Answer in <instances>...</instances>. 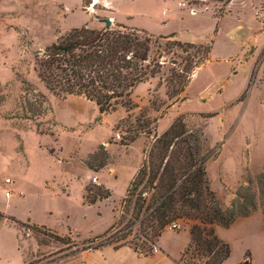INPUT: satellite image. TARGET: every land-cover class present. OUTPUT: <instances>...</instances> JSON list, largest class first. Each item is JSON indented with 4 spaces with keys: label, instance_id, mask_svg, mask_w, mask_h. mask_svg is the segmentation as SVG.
<instances>
[{
    "label": "rangeland",
    "instance_id": "rangeland-1",
    "mask_svg": "<svg viewBox=\"0 0 264 264\" xmlns=\"http://www.w3.org/2000/svg\"><path fill=\"white\" fill-rule=\"evenodd\" d=\"M93 1L0 0V214L6 217H0V264H83L84 259L91 264H172L180 258L188 234L168 228L161 235L168 250L165 261L109 246L80 253L89 240L105 238L138 166L178 115L189 129L202 132L203 152L209 155L206 172L223 206L264 166V0ZM104 18L112 19L111 26L145 30L153 40L175 34L173 39L181 41L211 42L209 60L181 72L186 53L162 51L157 40L150 57L160 60V72L136 86L131 99L137 106L130 110L117 106L99 113L83 96L48 91L34 72V54L73 27L105 26ZM173 72L187 76L188 85L169 98L166 78ZM23 79L31 85L28 99L38 100V92L47 99L45 111L34 119L21 108ZM133 134L136 139L124 148L121 142ZM103 141L112 156V171L107 173V165L99 173L105 186L96 177L88 179L92 172L84 163ZM6 177L12 182L4 183ZM84 185L93 191L107 187L111 197L84 204ZM176 222L180 227L175 230L192 223ZM30 223L40 227L34 230ZM245 239L252 252L243 253L242 241L235 239L222 264H239L244 256L243 264L248 255L254 264H264V227L256 225ZM192 260L204 264V258Z\"/></svg>",
    "mask_w": 264,
    "mask_h": 264
},
{
    "label": "trees",
    "instance_id": "trees-1",
    "mask_svg": "<svg viewBox=\"0 0 264 264\" xmlns=\"http://www.w3.org/2000/svg\"><path fill=\"white\" fill-rule=\"evenodd\" d=\"M210 1L228 3L230 0ZM174 36L153 40L145 30L121 24L107 28L73 27L34 54V72L51 93L83 96L94 103L99 113L115 111L117 106L130 110L137 106L131 99L136 86L160 72V60L150 57L151 47L157 40H162V44H157L162 51L179 49L186 53L181 72L185 68L190 73L209 60L211 42L193 43L173 39ZM166 84V95L173 98L184 92L188 78L173 72L166 78ZM171 84L172 92L168 90ZM30 86L27 80H22L21 108L26 118L34 119L45 111L47 99L41 92L37 93L38 100L28 99ZM135 139L136 134L129 135L121 144L129 145ZM208 157L203 152L202 132L189 129L178 115L155 138L147 159L126 189L119 217L102 234L101 238H105L98 243L89 240L82 250L106 245L117 250L129 246L138 255L149 256L166 227L177 220H189L192 222L188 228L189 242L176 264H195L192 259L201 258L204 264H222L231 249L216 234L215 225L229 227L238 217L248 216L260 207L264 226V166L254 178L239 184L229 204L223 206L206 172ZM108 160L109 154L100 144L85 163L98 171ZM84 191L85 204H94L111 194L106 187L93 191L85 186ZM7 218L18 226L23 225L13 217ZM31 227L38 230L40 226L32 224ZM112 229L116 231L110 235ZM50 236L65 240L56 234ZM247 258L250 264V256Z\"/></svg>",
    "mask_w": 264,
    "mask_h": 264
},
{
    "label": "crops",
    "instance_id": "crops-1",
    "mask_svg": "<svg viewBox=\"0 0 264 264\" xmlns=\"http://www.w3.org/2000/svg\"><path fill=\"white\" fill-rule=\"evenodd\" d=\"M232 0H230L229 1V3L231 2ZM171 123V122H170ZM170 125V124H169ZM168 125V126H169ZM167 126V127H168ZM134 142V141H133ZM145 143V142H144ZM100 144H106V142L105 141H103V142H101ZM100 144H98V146L100 145ZM130 145V144H129ZM128 147V145H124V148H127ZM105 149H106V151L108 152V154H109V160H108V162H107V164L103 167V168H101V169H99L98 171H93V170H91L87 165H86V163H85V161L86 160H84V163H85V165L87 166V168H88V170H90L91 172H92V175L90 176V177H88V179L89 178H92V177H96V179H97V181H98V183L99 184H103V182H102V180H101V178L99 177V173H100V171L101 170H103V169H105V167H107V165H109V167L107 168L108 170H107V173H110L111 171H112V168H111V165H112V163H111V155H110V153H109V149H108V147L106 146L105 147ZM94 151H92L91 152V154L93 153ZM87 159V158H86ZM139 167V166H138ZM7 178V177H6ZM9 178V177H8ZM104 185V184H103ZM105 186V185H104ZM84 188H85V185H84ZM107 188V187H106ZM108 189V188H107ZM84 190V189H83ZM111 197V194H110V196L108 197V198H110ZM108 198H106V199H108ZM106 199H103V200H106ZM103 200H99V201H97L96 203H98V202H101V201H103ZM96 203H94V204H96ZM224 203H227L226 201L224 202ZM85 204V203H84ZM87 205H92V204H87ZM1 218H6L5 216H1ZM30 224H36V223H30ZM36 225H39V224H36ZM256 225H258V226H262V228L264 227L263 226V215H262V212H261V210L260 209H257V210H255L253 213H251L250 215H248V216H243V217H238L237 219H235V221L229 226V227H221V226H219V225H215V232H216V234L221 238V239H223V240H225L226 242H228L229 243V245H230V248H231V252H232V246H233V242L235 241V239H239V240H241L242 241V243H243V253L245 252V250H250L251 251V249H250V247H249V245L247 244V242H246V237L249 235V233L251 232V230L256 226ZM188 224H186L182 229H180V230H175V229H172L171 227H166V228H168V229H170V230H173L174 232H176V233H178V232H181V231H184L186 234H188ZM165 228V229H166ZM164 229V230H165ZM163 230V231H164ZM163 231H162V233H163ZM162 233H161V235H162ZM161 235H160V237H159V239H158V241H157V243H156V246H157V251H155V252H153V254H151V255H149V256H140V255H138L132 248H130L129 246H123V247H121V248H119V249H127L128 251H129V253H131V255H135V256H138V257H144V258H146V257H154V258H156V259H163V261H165L164 259L166 258V257H168V250H167V248H166V246L164 245V243L161 241ZM188 242H189V235H188ZM106 246H109V245H106ZM103 247H105V246H103ZM102 247V248H103ZM109 247H111V246H109ZM112 248V247H111ZM101 249V248H100ZM113 249V248H112ZM119 249H117V250H119ZM91 250H96V249H91ZM114 250V249H113ZM184 250V249H183ZM182 250V251H183ZM89 250H84V251H82V252H80V253H87ZM182 251L180 252V256H181V253H182ZM252 252V251H251ZM80 253H79V255H80ZM79 255H78V258H79ZM179 256V257H180ZM243 259H244V256H242V258H240V260H239V264L243 261ZM177 260H179V258L177 259ZM177 260H174V263H172V264H176V261ZM166 262H167V260H166ZM224 263V262H223ZM83 264H91L90 262H88L86 259H84L83 260ZM250 264H254L253 263V260H252V258H251V262H250Z\"/></svg>",
    "mask_w": 264,
    "mask_h": 264
},
{
    "label": "built area",
    "instance_id": "built-area-1",
    "mask_svg": "<svg viewBox=\"0 0 264 264\" xmlns=\"http://www.w3.org/2000/svg\"><path fill=\"white\" fill-rule=\"evenodd\" d=\"M180 5H185V4L181 2ZM191 11L194 12L193 9H191ZM116 137L119 138V134H116ZM93 180H95V178H94ZM11 182H12L11 179L8 178V177L5 178V180H4V183H11ZM4 194H5V196L8 197V196L11 195V192L8 191V190H6ZM169 227L176 229V228H179L180 225H179L177 222H173V223H171V224L169 225ZM157 250H158V249H157V246L154 245V246H153V252H155V251H157Z\"/></svg>",
    "mask_w": 264,
    "mask_h": 264
},
{
    "label": "water",
    "instance_id": "water-1",
    "mask_svg": "<svg viewBox=\"0 0 264 264\" xmlns=\"http://www.w3.org/2000/svg\"><path fill=\"white\" fill-rule=\"evenodd\" d=\"M102 21H103V23H104V25H105L106 28L107 27H110L111 24H112V19L111 18H104V19H102ZM243 264H247V262L244 261Z\"/></svg>",
    "mask_w": 264,
    "mask_h": 264
},
{
    "label": "bare ground",
    "instance_id": "bare-ground-1",
    "mask_svg": "<svg viewBox=\"0 0 264 264\" xmlns=\"http://www.w3.org/2000/svg\"><path fill=\"white\" fill-rule=\"evenodd\" d=\"M96 2H97V0H94V1H93V3H96Z\"/></svg>",
    "mask_w": 264,
    "mask_h": 264
}]
</instances>
